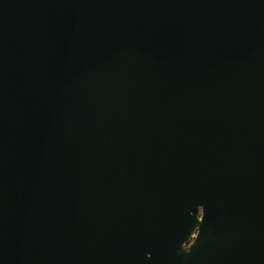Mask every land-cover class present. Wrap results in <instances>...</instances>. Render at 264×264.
<instances>
[{
  "label": "water",
  "instance_id": "water-1",
  "mask_svg": "<svg viewBox=\"0 0 264 264\" xmlns=\"http://www.w3.org/2000/svg\"><path fill=\"white\" fill-rule=\"evenodd\" d=\"M0 264H264V0H0Z\"/></svg>",
  "mask_w": 264,
  "mask_h": 264
}]
</instances>
